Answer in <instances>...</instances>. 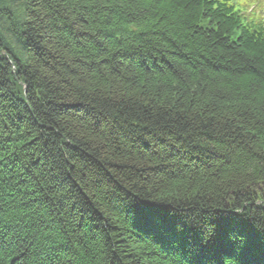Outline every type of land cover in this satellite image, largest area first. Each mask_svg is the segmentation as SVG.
Here are the masks:
<instances>
[{"label":"trees","instance_id":"trees-1","mask_svg":"<svg viewBox=\"0 0 264 264\" xmlns=\"http://www.w3.org/2000/svg\"><path fill=\"white\" fill-rule=\"evenodd\" d=\"M3 18L0 264H264V31L210 0Z\"/></svg>","mask_w":264,"mask_h":264},{"label":"rangeland","instance_id":"rangeland-1","mask_svg":"<svg viewBox=\"0 0 264 264\" xmlns=\"http://www.w3.org/2000/svg\"><path fill=\"white\" fill-rule=\"evenodd\" d=\"M264 5V4H263ZM252 8V5H248L247 7H245V8H239V9H241L242 10V12H244V13H246V12H248V11H250V9ZM262 10H263V8H262ZM262 14H264L263 12H262ZM20 15V14H19ZM17 18V17H16ZM17 20H20V18H17ZM7 28V29H6ZM10 28V26H9V24H8V22L3 18L1 21H0V30H2V33L3 34H5V35H8V29ZM9 40V39H8ZM8 44H10V43H8ZM10 48H12V47H10ZM15 52H17V51H15ZM22 60H23V58H22ZM15 66V65H14ZM14 66H12V69H13V75L11 76L12 78H11V80H15L16 78H15V76L18 74L17 73V69H15V67ZM17 68V67H16ZM14 86V85H13ZM13 89L15 90V92L17 93V94H19V95H22V98H23V100L24 99H26V95H27V88H26V85L23 83V86H21V87H19V88H17V87H13ZM33 91H34V93L37 95L38 94V86H33ZM225 244H231V242H228V241H226V243ZM246 250H248V251H250V250H253V251H255V248H247ZM255 252H257V255H255V256H257V257H262L263 256V254H264V252H262L261 250H257V251H255Z\"/></svg>","mask_w":264,"mask_h":264},{"label":"bare ground","instance_id":"bare-ground-1","mask_svg":"<svg viewBox=\"0 0 264 264\" xmlns=\"http://www.w3.org/2000/svg\"><path fill=\"white\" fill-rule=\"evenodd\" d=\"M261 186H263V184L260 183Z\"/></svg>","mask_w":264,"mask_h":264}]
</instances>
